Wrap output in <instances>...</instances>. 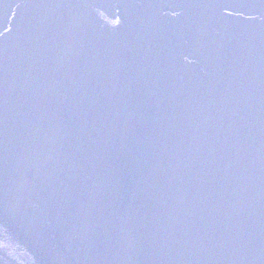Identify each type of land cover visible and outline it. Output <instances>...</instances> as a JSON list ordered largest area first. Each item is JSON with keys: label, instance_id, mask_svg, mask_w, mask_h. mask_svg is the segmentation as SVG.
<instances>
[{"label": "water", "instance_id": "1", "mask_svg": "<svg viewBox=\"0 0 264 264\" xmlns=\"http://www.w3.org/2000/svg\"><path fill=\"white\" fill-rule=\"evenodd\" d=\"M0 264H264V0H0Z\"/></svg>", "mask_w": 264, "mask_h": 264}]
</instances>
